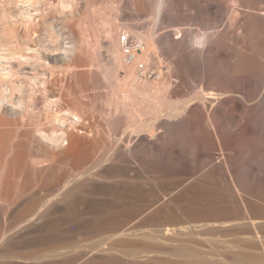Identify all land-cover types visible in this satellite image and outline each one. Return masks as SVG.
<instances>
[{"label": "rangeland", "instance_id": "374dc122", "mask_svg": "<svg viewBox=\"0 0 264 264\" xmlns=\"http://www.w3.org/2000/svg\"><path fill=\"white\" fill-rule=\"evenodd\" d=\"M2 1L21 39L0 47V128L11 133L0 162V264H264V0H164L155 31L169 88L158 116L149 107L144 115L153 133L129 134L109 159L100 153L123 117L104 115V82L79 43L101 35L97 14L87 0ZM90 1L98 13L108 3ZM117 1L120 20L152 24L153 0ZM47 31L48 41L58 36L53 48L43 47ZM201 89L219 95L202 102ZM11 93L24 102L12 104ZM43 95L55 101L48 112L62 143L35 127L53 128ZM45 152L43 166L30 163ZM173 225L195 228L161 238Z\"/></svg>", "mask_w": 264, "mask_h": 264}, {"label": "bare ground", "instance_id": "6f19581e", "mask_svg": "<svg viewBox=\"0 0 264 264\" xmlns=\"http://www.w3.org/2000/svg\"><path fill=\"white\" fill-rule=\"evenodd\" d=\"M3 1L5 4V0H3ZM8 1H11V0H8ZM8 1H7V4H8ZM26 1H28V0H26ZM135 1H137V0H135ZM135 1L133 0L132 4ZM148 1H150V0H148ZM234 1H233V4H234ZM12 2H10V3H12ZM63 2H65V1H63ZM107 2H108L107 5L105 4L104 6H102L103 4H101V6H102L101 8L104 11L102 10V12L98 13L96 11L98 9L100 11L101 9L97 8L93 5L95 7V9H94V7H92L91 1L87 0V5H88L89 9L92 11L91 14H93V15L97 14L96 16H98V18L97 17L96 18L100 20V22L98 20V26H96L97 25V19H94L93 17L90 18V19L96 20L95 21L96 23L91 22V23L96 24V25L92 24V25H94L93 26L94 30L96 32L99 31V33H97L98 35L95 34V36H99L100 33L102 36L100 35L101 39H100V36L98 37L99 40L97 39V37L96 38L94 37L96 40H95V42L92 43V42H90V39L87 38L88 36L85 35L86 39L84 37H82L81 38L82 41L79 43L81 45L83 44L84 45L83 47H86V55H88L87 56L88 62H87L85 67H87V69H89L90 71L91 70L98 71L101 75V79L104 82V84L102 86H100L102 89V92H104V96H105V97H103V101L101 100L103 104L100 102L104 107V109L102 107L104 115L108 118V120H110V122H112V120L114 119V116L117 114L122 115V117H123L124 123H123V125L119 131L114 129V128H111V127L108 129V132H107L108 143L102 147L100 157L106 158V156H107V158L109 159V158H113L112 156L118 155L117 154L118 151L120 152L121 151L120 149H122L121 145H120L121 143H122V145H124L125 141H126V143L129 142V141H127L129 139V136H128L129 134H132L133 132L139 133V132H141V130L144 129L145 126H147V128H148L147 130H149V133L150 132H151V134L153 133V126H154L153 121L154 120L152 122H149L150 121V119H149V120H147L148 121L147 122L144 119V115H146V113H148V107H149V111L152 110V112H154L153 110H155V112H156V108H158V110H159V107L161 105H163V102H164L163 99L165 98V93H167V90H168L170 84H169V81H168L167 76H166L167 70L163 69L164 68L163 60L159 54L160 53L159 52V46L156 42V35L157 34L155 31V25L159 20V17L161 14L160 12L162 10V7L164 6V0H153L151 2L153 4V7H154V9L152 10V11H154V12H152L153 13V22H152V24L150 23V25L147 28H144L146 30H141V29L136 28L138 26L137 20H135L134 23H132V22H127V21H122L118 18L120 16L118 15L119 14V12H118L119 11V5H118L117 0H108ZM95 3H97V2H95ZM103 3H104V1H103ZM136 3L138 4V2H136ZM137 4L133 5L132 10L138 11L137 7L138 6L140 7V5L136 6ZM3 6L4 5H2V7ZM5 7H7V5H5ZM5 7H3V12L0 13V47H2L4 49H12L13 47L19 45V43H20L19 39H21V38L18 37V32H17V30H15V27H12L13 25L9 24V22L6 19H4L6 17V15H3L2 13H4ZM92 8H93V10H92ZM89 15H90V13H89ZM150 18H151V15H150L149 19ZM94 20H92V21H94ZM50 26H51V24L48 25L49 28H50ZM99 26H100V29H98ZM95 27L98 30L95 29ZM172 28H173L172 30L174 32V35H176V37H180L183 35V33H182L183 27L175 26ZM52 29H50V30H52ZM123 32H128L130 34H133L143 42L142 51L137 55V57L135 59H133L131 61L127 60L126 57L124 56V53H123V48H122V45L120 42V35ZM47 33L48 34L44 33L45 39L42 41L44 46H43V44L40 43L41 48H43V47L45 48V45L47 48H53V44L51 42L58 40L57 39L58 36L56 34L57 38H53L52 41H48V40H51L53 35L50 33V31H47ZM84 34L85 33H83L82 35H84ZM28 35H31V34H28ZM194 37L195 38L193 39L192 42L194 44H198V35H196ZM29 39H31V38H29ZM31 41H32V39H31ZM45 42H48L49 44H45ZM102 47L104 48L106 55H107L106 56L107 59H105V61L102 60V58H101ZM139 62H141L145 65V68L143 70H138V63ZM148 70L151 74H154V77L149 78L147 76ZM91 85H93V90H96L95 89V88H97L96 82L95 83L92 82ZM100 87H99V89H100ZM101 89H100V91H101ZM100 95H101L100 98H102L103 94H100ZM217 95H219V94L217 92H214V91H209V90L206 91L204 89L199 90V99H201L202 102L205 101L206 99L217 98ZM43 96L44 97L40 98L41 99L40 103L42 106L41 108H44V111H45V109H47V111H46L47 112L46 118L48 121L47 123H50L53 128H52V130L50 129L51 132H50V134L47 135L46 131L42 128V124L40 123V121H38V123H37L38 125H36L35 127H37V131H39L42 134V136L48 138L52 142H54V143L57 142V144H58V142L60 141L62 143L64 141L62 139L64 135H62V134L58 135L57 132L60 131V133H62L63 128L61 125L56 124L58 119L55 118L53 115H51L48 112V110L52 107V105L54 104L55 101L52 99L51 95H43ZM3 97H4V91L2 88H0V100L3 99ZM11 98L12 99H10L9 101L14 105L19 104V102H24V100L22 98V94L17 95V94L11 93ZM168 100H170V99L168 98ZM168 100H166V101H168ZM191 100L192 99H189L188 101L184 102L183 106L178 107V108L167 104V106H171V107L166 108V109H168L166 115L175 116L180 110H183L184 109L183 107L187 106V104L189 102H191ZM172 102L174 104V101H172ZM169 103H170V101H169ZM25 105H26L25 106L26 111L29 112V110H28L29 109V101H28V104L26 102ZM30 105H32V107H31L32 111L31 112H35L34 111V110H36L35 108H37V110H38L39 104L37 102H33ZM66 111H68V113L70 112L71 114L78 117V111L76 109L68 106ZM157 112L153 113V114H157ZM36 113L37 112H35L34 114L37 115ZM161 113L159 112V115ZM157 116H158V114H157ZM153 117H155V115H153ZM7 122H8L7 119L4 118L0 114V125H5V124H7ZM6 130H7L6 128H3V129L0 128V162L1 163L3 161L2 158L4 159V155L6 153L5 150H6V147L8 144V140H9L10 135H11V133L6 131ZM123 142H124V144H123ZM67 145H68V141H67ZM129 147H128V149H129ZM134 147H135V145H134ZM67 148H68V146L66 147V149ZM135 148H133V149H135ZM130 150H132V149H130ZM49 156L53 157L54 155L51 153V155H49ZM49 159L50 158H47V152H45V156H43V154L41 156H31L30 157V163H32V165L40 167V166H43ZM0 166H1V164H0ZM97 173H100V172L98 171ZM262 222H263V220H262ZM200 225L205 226L207 224H200ZM255 226L256 227L260 226V223L256 224ZM193 227L195 228V226H192V225H184V226H180V227H176L174 225L173 226H167V227H165V229H163L161 231L162 232L161 238H163L165 235H170V234L180 232V231H186V233L189 232L190 234H192L193 231H190V229ZM121 234H125V232L120 231L119 235H121ZM258 235H259V233H258ZM258 235H257V237L260 240H262V236L259 237L260 235L259 236ZM185 247H187V245L185 244V246H184V243L178 244L175 246L174 251H176L177 253L179 251L183 252L185 250L184 249ZM186 250H187V248H186ZM261 251L264 252V247L262 248ZM188 252H189V248H188ZM238 254H239V252H238Z\"/></svg>", "mask_w": 264, "mask_h": 264}, {"label": "built area", "instance_id": "2783aa9c", "mask_svg": "<svg viewBox=\"0 0 264 264\" xmlns=\"http://www.w3.org/2000/svg\"><path fill=\"white\" fill-rule=\"evenodd\" d=\"M120 42L123 48L124 56L129 61L135 59L137 55L142 51L143 42L133 34H130L128 32L121 33ZM144 68L145 65L139 62L138 70H143ZM147 76L149 78L154 77V74H151L148 70Z\"/></svg>", "mask_w": 264, "mask_h": 264}]
</instances>
